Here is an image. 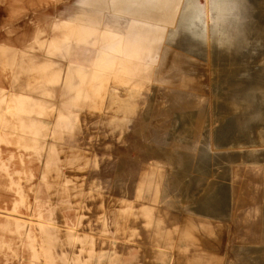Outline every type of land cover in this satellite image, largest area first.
<instances>
[{
  "label": "rangeland",
  "instance_id": "1",
  "mask_svg": "<svg viewBox=\"0 0 264 264\" xmlns=\"http://www.w3.org/2000/svg\"><path fill=\"white\" fill-rule=\"evenodd\" d=\"M86 5L134 44L63 50ZM18 38L41 111L0 114V264H264V0H0Z\"/></svg>",
  "mask_w": 264,
  "mask_h": 264
},
{
  "label": "crops",
  "instance_id": "2",
  "mask_svg": "<svg viewBox=\"0 0 264 264\" xmlns=\"http://www.w3.org/2000/svg\"><path fill=\"white\" fill-rule=\"evenodd\" d=\"M101 15V9L97 10L96 8L94 9L87 5L72 10V13L68 16V20H66V22L69 23L68 32L66 30L61 32L63 50H69L71 46H66V44L69 43L70 40H73L77 41L76 45L79 46H96V51H98V53L94 59H100L103 50L109 51L110 54L109 56L107 55L108 58H115V51L117 52L118 46L127 47L128 44H134L128 36L120 41L117 32L107 29L106 26H98L96 21L97 19L102 18ZM7 36L10 35L8 34ZM20 41L21 38H18L14 43L10 41V47H0V88L5 90L7 87H12L13 90H16L12 93H8V91L2 93L0 91V102L1 98L4 100V107L0 106V114L9 115V121L6 119L7 116H5L4 124L7 128H11L13 131H20L23 129V124H21L22 113L36 111L38 113V111H41V109H39V98L37 94L39 93L38 90L40 88L37 86V82L36 84H31V82L27 81L23 82L22 61L23 59L29 61V56L25 55L26 58H22L21 54L18 53L20 50L18 48V46H20ZM34 47L36 48V46H30L29 49L36 50L37 48L35 49ZM64 67V76L66 78L62 88V98L63 100H67L71 97L75 100H80L84 92L80 86L84 87L83 82L90 83L91 81H95L93 79H97L95 78L96 75H89L86 77L83 75V70L75 69L77 66L67 64ZM78 67L80 66L78 65ZM33 69V74L32 72H29L30 74H28V72L24 73L25 78H30L32 75L37 74V67H33ZM89 78L93 79L89 80ZM70 84L75 85L70 88ZM23 89L29 90V93H23ZM82 101L84 102V99ZM72 102H74V100H72ZM27 124L26 128L31 129L36 122ZM2 128L4 127L2 126ZM19 141L16 139L14 146L16 145L15 143H18Z\"/></svg>",
  "mask_w": 264,
  "mask_h": 264
},
{
  "label": "bare ground",
  "instance_id": "3",
  "mask_svg": "<svg viewBox=\"0 0 264 264\" xmlns=\"http://www.w3.org/2000/svg\"><path fill=\"white\" fill-rule=\"evenodd\" d=\"M175 3H166L158 6L147 7L144 12L149 14L148 16L153 19L160 18L162 20L168 21L173 17L172 10ZM146 14V15H147ZM141 17V16H140Z\"/></svg>",
  "mask_w": 264,
  "mask_h": 264
}]
</instances>
